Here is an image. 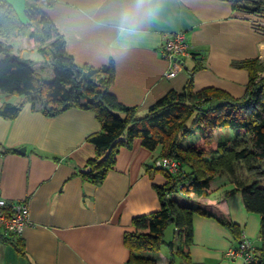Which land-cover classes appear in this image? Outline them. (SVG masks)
<instances>
[{
  "label": "crops",
  "instance_id": "1",
  "mask_svg": "<svg viewBox=\"0 0 264 264\" xmlns=\"http://www.w3.org/2000/svg\"><path fill=\"white\" fill-rule=\"evenodd\" d=\"M0 1L10 3L24 22L29 4L46 12L79 67L99 68L113 61L110 89L119 101L135 107L138 117L169 91L181 92L191 74L196 90L217 87L241 98L249 73L232 62L264 61V14L235 7L231 0ZM180 31L187 36L190 55L176 76L166 78L169 62L161 46L167 35ZM0 40L12 45L14 54L33 60L41 79L52 78V67L26 37ZM22 100L0 89V105ZM100 130L95 113L77 107L47 116L26 103L13 119L0 115V191L9 202H24L30 212V224L21 236L26 255L3 240L0 264H130L125 232L135 230V216L160 208L155 186L167 181L158 166L161 146L150 150L135 138L131 146L119 149L105 180L95 184L79 172L96 155L87 138ZM223 130L230 136L216 144L235 140L229 128L214 130L213 138ZM22 148L24 153L19 152ZM259 165L264 170V161ZM243 171L247 182L264 183V177ZM225 177L224 182L215 178L207 195L190 193L188 200L230 218L257 249L260 215L246 209L240 190L228 194L237 186ZM193 224L188 250L193 262L245 264L241 257L226 255L240 239L217 219L196 214ZM149 254L157 264H169L161 250Z\"/></svg>",
  "mask_w": 264,
  "mask_h": 264
},
{
  "label": "trees",
  "instance_id": "2",
  "mask_svg": "<svg viewBox=\"0 0 264 264\" xmlns=\"http://www.w3.org/2000/svg\"><path fill=\"white\" fill-rule=\"evenodd\" d=\"M231 1L235 7L264 14V0ZM25 13L26 22L10 3L0 1V37H26L52 67L53 76L49 80L41 79L33 68V60L14 54L12 45L0 40V89L23 98L20 103L1 104V116L15 118L26 103L31 104L33 111L47 116L72 107L93 111L101 130L89 135L87 140L95 146L96 155L84 167L91 169L82 172L83 168L79 173L84 180L95 184L105 180L116 164L119 149L131 146L135 138H141L150 150L161 146L160 157L172 158L179 164L177 174L161 169L167 181L155 186L160 208L135 216L132 220L135 230L125 232L129 263L157 264V259L146 253L159 252L167 245L169 264H204L193 262L188 251L193 243L196 214L215 218L226 226L240 239L235 246L238 249L242 242L239 226L187 197L190 193L207 195L215 178L228 175L237 186L228 194L240 190L246 209L260 215L261 246L246 264H264V183L247 182L236 174L239 168H244L258 178L264 177L259 165L264 161V77H260L264 62L259 58L232 62V66L245 68L249 73L246 93L241 98L217 87L196 90L191 74L181 92L169 91L144 116L138 117L135 107L119 101L110 89L115 80L113 61L99 68L86 64L79 67L67 52L64 35L48 14L31 4ZM220 128L231 129L235 140L211 146L212 133ZM197 133L203 144L185 142ZM170 225L176 228L175 239L166 242L165 231ZM6 241L18 253L26 255L21 237Z\"/></svg>",
  "mask_w": 264,
  "mask_h": 264
},
{
  "label": "built area",
  "instance_id": "3",
  "mask_svg": "<svg viewBox=\"0 0 264 264\" xmlns=\"http://www.w3.org/2000/svg\"><path fill=\"white\" fill-rule=\"evenodd\" d=\"M161 52L162 56L169 62L165 77L176 76L184 66V58L190 55L185 32L180 31L167 35L162 43ZM260 77H264V72L260 74ZM158 166L169 174L179 172V164L172 158H162ZM29 224L28 206L24 202L7 201L0 191V244L3 240L11 239L14 236L21 237ZM255 250V247L242 234V242L239 248H230L226 255L229 258L241 257L246 264L252 260Z\"/></svg>",
  "mask_w": 264,
  "mask_h": 264
},
{
  "label": "rangeland",
  "instance_id": "4",
  "mask_svg": "<svg viewBox=\"0 0 264 264\" xmlns=\"http://www.w3.org/2000/svg\"><path fill=\"white\" fill-rule=\"evenodd\" d=\"M216 136V139L215 138H213L214 137V135H213V137H212V143H211V146H215V144H216V141H217V139L218 140H223V139H228L229 138V136H230V134H229V132L227 131V130H223V131H221V132H217V135H215ZM190 140V142L191 143H201V144H203V142H202V139H201V137H200V135L197 133L195 136H192L191 138H189ZM183 144L185 145L186 143L185 142H183ZM244 170V168H239L238 170H237V172H236V174H237V178L238 179H244V180H246V181H248V180H250V179H248V176H247V173L245 172V171H243ZM250 175H252V176H254V177H257V175L255 174V173H251ZM254 177H252V178H254ZM224 179H226V177H225V175L224 176H220V177H217L216 178V182H224ZM174 238H175V228H174V226L173 225H170L168 228H167V230H166V233H165V240L167 241V242H170V241H172V240H174ZM161 252L164 254V257L165 258H168V249H167V245H163V247H162V249H161ZM149 253H146V255H148ZM160 264H164V263H160ZM167 264V263H166ZM208 264V263H207Z\"/></svg>",
  "mask_w": 264,
  "mask_h": 264
},
{
  "label": "water",
  "instance_id": "5",
  "mask_svg": "<svg viewBox=\"0 0 264 264\" xmlns=\"http://www.w3.org/2000/svg\"><path fill=\"white\" fill-rule=\"evenodd\" d=\"M19 152H20V153H24V152H25V149L22 148V149H20ZM90 169H91L90 167H86V168H84V169L82 170V172H88Z\"/></svg>",
  "mask_w": 264,
  "mask_h": 264
}]
</instances>
